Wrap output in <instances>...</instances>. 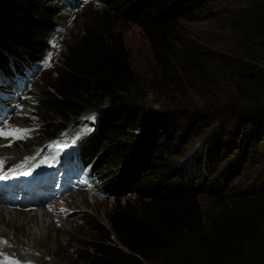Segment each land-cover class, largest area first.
<instances>
[{"label":"trees","instance_id":"obj_1","mask_svg":"<svg viewBox=\"0 0 264 264\" xmlns=\"http://www.w3.org/2000/svg\"><path fill=\"white\" fill-rule=\"evenodd\" d=\"M217 1L94 0L99 9L82 33L67 43L61 64H55L45 79L47 87L40 90L36 111L45 122H56L55 129L83 114L94 118V132L74 157L91 166L101 182V195L115 201L107 224L93 220V239L79 251L80 264H264V187L233 186L253 157L246 156L242 163V150L231 160L240 148L236 142L221 162L212 150L232 144L230 128L237 131L240 123L238 132L245 142L249 136L264 143V0H251L241 14L246 56L263 67L237 78L251 106L238 103L230 111L235 125L226 124V107L216 108L213 116L216 124L220 121V131L207 135L205 149L199 146V157L189 161L200 120L190 130L175 124L177 113L184 111L176 108L182 104V87L175 79L182 76L204 84L214 60L209 52L207 59L198 46L184 41L183 22L211 17ZM78 2L0 0V76L24 77L40 62L62 8ZM125 22L141 29L162 70V81L171 88L154 92L162 98L160 108L147 103L123 36L115 29ZM200 92L202 98L207 96ZM108 167L117 170L104 181L101 170ZM204 194L221 200L208 217L200 201Z\"/></svg>","mask_w":264,"mask_h":264},{"label":"rangeland","instance_id":"obj_2","mask_svg":"<svg viewBox=\"0 0 264 264\" xmlns=\"http://www.w3.org/2000/svg\"><path fill=\"white\" fill-rule=\"evenodd\" d=\"M217 3L218 5L211 17L183 22L181 34L184 41L189 45L198 46L205 56L209 52L211 59H214L209 62L207 68L210 79L204 84L199 80L192 81L191 78L182 76L175 79L182 87V92L179 93L182 104L176 108L184 110L181 111V114L177 113L175 124L190 130L200 120L199 129L193 132L195 147L190 153L188 161L197 159L200 151L205 149L207 135L220 131L219 127H216L221 125L220 121L216 124L217 121L213 116L216 108L226 107L229 111L226 124L235 125L236 121L230 119V111H234V107H237L238 103L241 106L245 105V102L248 103L240 93L238 75H254L257 67L260 70L263 69V67L252 63L250 57L246 56L248 48L240 39V29L243 27L241 14L251 3V0H218ZM62 9L63 12L57 18V30L52 34V44L45 61L33 71L29 79L23 82L19 88H15L14 85L5 80H0V97L5 98L4 107L9 110L8 121L0 131L14 133L11 136L0 137V154L5 152V155L2 156L8 158H0L4 167L0 169V174L7 172L24 173L43 167L46 163L52 162L55 155L57 156L69 147L81 143L93 131L92 118H88V114L81 115L77 121L69 120L64 126L55 129L56 122L52 120L45 122L36 111L38 105L36 101L41 94L40 90L43 88L42 86L47 87L44 83L45 79L49 80V75L53 74L55 64H61L62 54L66 50L67 43L82 33L85 24L90 23L93 12L99 7L94 3V0H85L81 7L78 6L71 10L66 9V7ZM115 29L123 36L131 66L138 73L147 94V103L153 108H160L159 106L163 104L162 98L159 97L160 94L154 92L159 90L157 93L162 91L166 93L171 88L166 81H162V70L154 61L148 40L141 29L131 23H117ZM48 88L50 89V87ZM200 91L205 92L207 96L205 98L199 96ZM179 94L177 95L179 96ZM249 106L251 103L245 105V107ZM195 109L196 111L200 109L197 114H193ZM184 115H187L188 119L183 118ZM223 124L225 125V122ZM240 126H242L241 123L237 125V131L234 130V127L230 128V137L234 138L232 144L229 146L221 144L222 146L218 145L212 150L220 162L221 159L230 155L237 146L240 148L231 160L237 159L242 150L244 151L241 154L242 163L246 156L251 155L250 157L253 159L246 163L245 169L240 175H236L239 178H235L233 186L262 189L264 187V143L258 144L257 139L249 136L245 142L242 134L238 132ZM235 142L237 146H233ZM245 145H251V149ZM199 146H202L203 149H199ZM228 147L230 150L227 152ZM100 149L97 152H100ZM247 158L249 159V157ZM116 170L117 167L103 168L101 170L103 180H109L108 178H111ZM220 170L224 169L221 168ZM219 179L222 184L225 183L224 178L219 177ZM99 189L98 184L95 186L94 182L82 185L63 200L45 204L38 211L30 210L33 212L29 214L35 217V221H22L17 217L15 222L21 227L7 224L6 230L15 232L22 240H26L25 238L30 232H42L41 220L42 214L45 212L50 215H44L43 221H52L55 228L50 229V241L42 248L47 249L45 255L31 254L28 243L10 242L9 239L2 240L0 238V264L6 263L8 259L14 262L19 259L25 264H39L38 260L42 258L56 264H80L77 262L79 251L84 249L86 243L93 239L91 230L93 220L107 224V214L115 204L113 198L98 195ZM200 201L207 217L216 213L221 205V200L207 194L200 196ZM40 211L41 215H37ZM53 238L57 241H54ZM31 258H34V261L28 260L26 262L27 259Z\"/></svg>","mask_w":264,"mask_h":264},{"label":"bare ground","instance_id":"obj_3","mask_svg":"<svg viewBox=\"0 0 264 264\" xmlns=\"http://www.w3.org/2000/svg\"><path fill=\"white\" fill-rule=\"evenodd\" d=\"M2 155H5V152L0 154V158L1 159H8L6 156H2ZM7 155V154H6ZM15 161V160H13ZM19 161V160H18ZM5 162V161H4ZM31 162V161H30ZM9 163V162H8ZM26 164V163H25ZM35 164V163H34ZM6 165V164H5ZM27 165V164H26ZM32 165V163H31ZM12 166V165H11ZM15 166V165H14ZM23 166V165H22ZM25 166V165H24ZM20 170V169H19ZM31 170V169H30ZM16 171V170H15ZM23 171V170H22ZM17 172V171H16ZM21 172V171H20ZM26 172V171H25ZM48 206V205H47ZM55 209V208H54ZM40 210V209H38ZM38 210H35V211H38ZM26 211V210H25ZM18 211V210H10V209H7V208H4V207H1L0 206V238L3 240V239H9L10 242H22V244H26L28 243L29 246L28 248L31 249V254H36V253H39V254H42V255H45L47 249H42L44 247L45 244L49 243V238H51L49 235L50 233V229L54 227V224L51 222H46V221H43V218L45 216H48L50 214H46L45 212L42 214V220H41V227H42V232H30V234L25 238L26 240H22L19 236H17L14 233L10 232L9 230H6L7 228V224H13L14 227H21L19 224H16V219L17 217L22 219V221L24 220H33L35 221V217L33 215H30L29 213L32 214L33 211ZM59 211V210H58ZM57 211V212H58ZM52 212V210H51ZM53 213V212H52ZM41 215V211L40 213L38 212L37 215ZM67 214V213H66ZM69 214V213H68ZM45 215V216H44ZM57 219V218H56ZM57 222V221H56ZM40 226V225H38ZM6 227V228H5ZM55 228V227H54ZM65 228V227H64ZM38 229H40V227H38ZM73 230V229H72ZM64 234V232H62ZM3 237V238H2ZM0 239V240H1ZM53 240L55 241L56 239L53 238ZM57 241V240H56ZM40 248V249H39ZM28 260H33L34 261V258H31V259H27L26 262H28ZM40 263L39 264H56V263H51L52 261H46L44 260V258H42L41 260H38ZM54 261V259H53ZM58 261V259H57ZM60 261V260H59ZM30 263H33V262H30ZM19 264H25L22 260L19 261ZM35 264H38V263H35ZM59 264V263H57ZM63 264V263H62Z\"/></svg>","mask_w":264,"mask_h":264},{"label":"snow or ice","instance_id":"obj_4","mask_svg":"<svg viewBox=\"0 0 264 264\" xmlns=\"http://www.w3.org/2000/svg\"><path fill=\"white\" fill-rule=\"evenodd\" d=\"M14 135L13 132H4V131H0V137H7V136H11ZM41 163H44V161H41ZM0 166H2V162H0ZM4 179V176H0V180ZM6 264H18V262H14V261H7Z\"/></svg>","mask_w":264,"mask_h":264}]
</instances>
